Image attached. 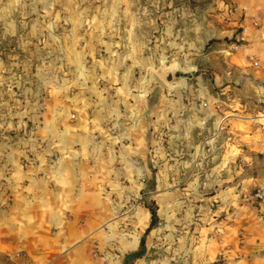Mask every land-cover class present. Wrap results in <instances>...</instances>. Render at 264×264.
Returning a JSON list of instances; mask_svg holds the SVG:
<instances>
[{"label": "rangeland", "instance_id": "obj_1", "mask_svg": "<svg viewBox=\"0 0 264 264\" xmlns=\"http://www.w3.org/2000/svg\"><path fill=\"white\" fill-rule=\"evenodd\" d=\"M72 8L81 13L76 33H85L80 19L94 18V34L108 41L106 30L138 14L146 33L136 55L128 37H113L117 72L73 74L96 85L90 116L117 137L92 139L116 152L107 189L113 215L89 264H241L250 257L248 233L264 239V0H0V65L11 55L16 69L38 65L36 53L53 50L38 34H58L50 20ZM106 45L95 59L109 60ZM64 50L71 64L75 50ZM14 76L31 94L51 78ZM120 81L127 92L116 90ZM117 98L126 102L114 107ZM133 109L158 121L145 137H119Z\"/></svg>", "mask_w": 264, "mask_h": 264}, {"label": "crops", "instance_id": "obj_2", "mask_svg": "<svg viewBox=\"0 0 264 264\" xmlns=\"http://www.w3.org/2000/svg\"><path fill=\"white\" fill-rule=\"evenodd\" d=\"M72 9L65 18L62 10L54 13L49 23L58 31L54 37L48 32L38 34L44 47L53 48L50 52L36 53L38 65L16 69L14 55L10 56V65H0V264H89L97 238L104 237L113 215L107 189L111 185L109 156L116 151L113 145L96 146L92 139L96 133L100 137L106 135L107 141L117 137L99 124L96 113L90 116L89 92L96 85L92 81H78L73 74L94 73L99 69L117 72L122 67L112 61L119 56L111 48L117 43L113 37H128L134 43L136 55L146 33L141 14L134 23L125 19L122 30H106L108 41L94 34L91 28L94 18L80 19L85 33H76L75 21L81 13ZM49 25L45 26L47 30ZM100 42L107 43L109 60L95 59ZM66 48L75 50L71 64ZM19 71L51 78L49 82L36 84L38 92L31 94L29 83L15 82L14 75ZM58 75L71 77L64 76L59 81ZM112 80L117 82L115 78ZM120 82L116 90L127 92L128 83ZM20 87L22 97L16 98L15 91ZM120 102L126 101L117 98L114 107ZM133 110L121 119L119 137H145L150 123L155 126L158 121L152 116L148 123L147 118ZM34 122L38 126L31 129ZM247 240L250 257L241 264H264V256H255L256 252L264 251V239L250 232ZM212 262L206 259L205 264Z\"/></svg>", "mask_w": 264, "mask_h": 264}, {"label": "trees", "instance_id": "obj_3", "mask_svg": "<svg viewBox=\"0 0 264 264\" xmlns=\"http://www.w3.org/2000/svg\"><path fill=\"white\" fill-rule=\"evenodd\" d=\"M157 220V213L155 210H152V215H151V223H150V226L149 228L147 229V231L151 230L152 227L155 225V222ZM141 245L143 246L144 245V240L142 239L141 241Z\"/></svg>", "mask_w": 264, "mask_h": 264}, {"label": "water", "instance_id": "obj_4", "mask_svg": "<svg viewBox=\"0 0 264 264\" xmlns=\"http://www.w3.org/2000/svg\"><path fill=\"white\" fill-rule=\"evenodd\" d=\"M167 77H168L169 80H171L172 79V73L170 72Z\"/></svg>", "mask_w": 264, "mask_h": 264}, {"label": "built area", "instance_id": "obj_5", "mask_svg": "<svg viewBox=\"0 0 264 264\" xmlns=\"http://www.w3.org/2000/svg\"><path fill=\"white\" fill-rule=\"evenodd\" d=\"M94 138H95V140H97V139H98V137H97V136H95Z\"/></svg>", "mask_w": 264, "mask_h": 264}]
</instances>
